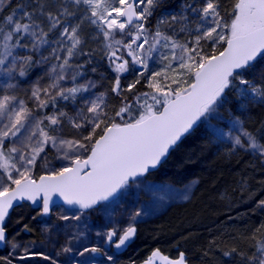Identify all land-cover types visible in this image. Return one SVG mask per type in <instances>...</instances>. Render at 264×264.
Wrapping results in <instances>:
<instances>
[{
	"label": "snow or ice",
	"instance_id": "snow-or-ice-1",
	"mask_svg": "<svg viewBox=\"0 0 264 264\" xmlns=\"http://www.w3.org/2000/svg\"><path fill=\"white\" fill-rule=\"evenodd\" d=\"M3 2L0 0V4ZM157 3L158 0H23L17 5L20 10L18 18L8 15L0 23V72L9 79L13 78L14 72L24 76L32 64L48 60L43 55L40 60H34L33 52H40L44 45H56L51 48L50 55L62 62L52 66L54 75L51 83L46 87L37 85L31 93L36 107L40 109L50 104L55 107L58 98L76 101L77 94L82 96L93 86L90 82L76 83V77L81 74L77 69L82 65L73 66L70 61L80 53L83 41L80 24H70L69 18H78L81 22L87 19L96 26L98 34L107 42V48L111 49L108 56L110 62L115 63L117 73L126 72L129 61L117 55L116 46L126 49L132 63L142 65L145 70L148 68L147 59L158 50V46L172 49L170 56L161 55V59L167 62L165 67L151 73L148 86L153 91L142 94L145 102L140 105L138 117L132 118L131 122L115 123L112 122L114 117L108 118L104 112L106 104L102 96L86 100V110L78 111L75 118H69L77 129L86 125L91 127L88 135L77 140L59 138L61 121L67 113L56 109L53 114L37 120L24 100L9 94L14 87L12 84H6L0 90V170L3 173L0 176V241L6 239L5 218L14 201L30 200L36 204L41 198V212L48 214L53 194L63 197L69 205L78 204L82 209L114 196L129 178L142 176L150 168H155L169 149L177 145L202 118L223 119L218 114H212L217 113L218 105L225 102L226 89L236 88L239 96L246 101L259 98L264 102V71L260 73L259 81L244 78L258 57H264V0H236L230 23L224 22L220 15L219 0H202L199 7L189 4L188 9L197 13L192 47H189L188 41L178 43L159 29L150 36L145 35V23ZM81 5L86 6L82 9L83 16L77 17V12L69 10L70 7L80 9ZM187 19L184 15L170 18L173 23ZM45 22L47 30L43 26ZM117 34L121 39H116ZM125 37L128 38L127 43L124 42ZM142 37V42L138 43ZM202 41L212 42L210 52L203 51ZM221 42L226 47L218 50L216 46ZM24 49H31V52L21 54L19 50ZM60 52L64 53L63 57ZM172 61L179 62L178 70L172 67ZM169 71L175 73L171 83H161L160 77L165 82L169 80ZM185 77L191 79V83ZM65 80L72 81V85L63 86L61 82ZM139 82L137 79L129 84L128 90L131 91ZM235 82L244 87H237ZM113 91L117 94L121 91L119 75ZM149 99L152 103L147 102ZM139 100L140 97L137 98L138 105ZM157 105L160 107L157 108ZM131 110L126 104L115 116L123 118V114ZM97 129H101L102 133L98 138ZM18 134H22L19 140L21 147H5V141L18 138ZM213 134L219 138L227 136L233 147L247 146L264 154V144L258 143L257 137L247 131L238 118L233 121L228 133L216 128ZM49 143L53 147L66 146L67 149H79L90 154L86 158L76 155L71 159L65 152L63 158L70 159V163L58 171L41 175L36 182L29 173ZM260 203L264 205V200ZM61 219L67 220L68 217ZM136 231V227L129 224L119 234L115 229L108 231L107 240L111 242L115 237V246L120 248L131 242ZM63 251L71 252L72 248L65 247ZM89 252L100 253L102 249L84 248L78 255ZM257 252L259 256L254 253L248 257L249 261L251 264H264V242L260 243ZM157 258L163 264H186L184 253L181 252L173 260L162 255L159 249L152 252L146 264H152ZM108 260L111 261L112 257L108 256Z\"/></svg>",
	"mask_w": 264,
	"mask_h": 264
},
{
	"label": "trees",
	"instance_id": "trees-1",
	"mask_svg": "<svg viewBox=\"0 0 264 264\" xmlns=\"http://www.w3.org/2000/svg\"><path fill=\"white\" fill-rule=\"evenodd\" d=\"M21 1L23 2L13 0L0 11V23L8 15H13ZM219 2L221 17L224 22L230 23L236 0ZM201 3L202 0H158L146 24L155 29L160 19L170 20L173 15L178 18L184 15L188 18L187 21H178V28L174 29L177 30L176 35L181 36L184 42L188 41L191 46L196 34L197 13H192L187 6L195 4L199 7ZM211 46V41L201 42L205 53L211 51ZM223 46L224 43L221 42L216 47L221 50ZM160 50L148 70L149 73L153 70L161 71L165 67L161 55L170 56L171 48ZM109 72L114 73L113 69ZM110 80L108 83L112 86L114 83ZM188 83H191V79H188ZM145 88L143 79L127 95L117 94L112 89L106 108L107 117H114L112 122L115 123L131 122L132 118L138 117L140 108L137 102H132V110L128 115L123 114V118L116 117L115 113L124 107L125 101ZM79 99L80 97L77 98ZM135 100L137 99L134 98L133 101ZM237 100L235 90L226 89V100L220 105L225 117H230L229 111H238L240 104ZM71 101L58 98L55 107L51 104L43 109L32 107L47 116ZM202 119L197 128L171 152L168 159L157 170L145 176L153 180L170 181L178 186L193 181L195 187L191 198L173 204L167 211L153 218L139 222L135 239L127 249L114 256V264H146L151 252L156 249L173 257L184 252L187 254V264H251L248 257L254 253L259 256L257 248L264 242V205L260 203L264 200V159L248 151L233 149L230 144H217ZM243 121L246 130L263 141L264 102L259 100L246 105ZM107 122L108 120L105 121ZM103 126L102 124L101 128ZM96 131L98 138L102 134L101 129ZM25 207L30 210L24 220L27 228L24 226L21 233L27 240L41 241L42 219L52 216L58 207L50 215L44 216L36 206L26 203L20 205L6 220L9 236L11 221L24 215ZM86 213L93 219L99 217L97 209ZM232 249L236 251L233 252ZM7 254L8 240L0 246V264H10L6 262Z\"/></svg>",
	"mask_w": 264,
	"mask_h": 264
},
{
	"label": "rangeland",
	"instance_id": "rangeland-1",
	"mask_svg": "<svg viewBox=\"0 0 264 264\" xmlns=\"http://www.w3.org/2000/svg\"><path fill=\"white\" fill-rule=\"evenodd\" d=\"M12 1L13 0H4V2L0 4V11ZM85 7L86 6L83 5L80 6V9L70 7L69 10L77 12V17H80L84 15L82 9ZM19 11L20 10L17 9L13 13V16L18 18ZM161 20L164 21L163 24L160 23ZM69 22L72 25L77 23L80 24V35L83 41L80 46V53L71 58L70 61L73 66L82 65V68L77 69L81 74L76 77V83L81 84L90 82L91 85H93L89 88V91L82 96L81 94H79V96L77 95L80 97L79 100L67 102V104L58 108L60 111L67 113V116L61 121L59 138L65 140H77L88 135L91 131V127L90 125H86L84 128L77 129L69 122V118H75L78 111L86 110V100H93L101 96L106 104V107L104 108V112L106 113V108L108 106L107 103L118 75L120 77L121 88L119 93L126 95L129 93V84H133L137 79H139V81L145 79L146 88L140 92H136L137 95L135 97L124 103V106L126 104L130 106L132 102H137V100L133 101L134 98L137 99L140 97L142 101L139 100V108L140 105H143L145 101L141 98L142 94L152 93L153 91L148 86L149 78L152 73H149L148 70L156 56L160 54V49L163 47L158 46V50L154 51L152 56L147 59L148 68L145 70L142 65L132 63L131 56L128 55L126 49L116 46L118 49L117 55L122 56L123 59L129 61L128 70L123 73H117L115 71V63H111L109 60L108 53L111 49L107 48V42L102 35L98 34L96 26L91 25L87 19H84L81 22L78 18H69ZM43 26L45 27V30H47V22H45ZM151 27L152 25L150 26L145 23V28L147 29L145 35L150 36L151 33H154L159 29L165 35L171 36L176 42L181 44L185 43L181 36L176 35L177 30L174 29V27L178 28L177 23H172L170 20L163 18L157 22L155 29ZM116 39H121V36L117 34ZM142 40L143 37L138 43L142 42ZM124 42H128L127 37L124 38ZM192 46L193 45L189 47ZM52 47H56V45H44L41 47L40 52L32 53L34 60H40L41 55L48 57V60L43 63L32 64L27 68L24 76H20L18 72H14L13 78L9 79L3 74V72H0V90H3L6 84H12L14 87L9 90V94L15 95L18 99L24 100L27 106L32 109L37 120L43 119L46 115L40 113V111L33 110L32 106H36V101L31 97L32 90L37 85L41 87L48 86L54 75L51 71L52 66L62 62L61 60L54 59L50 55ZM145 47L147 48L148 46L145 45ZM165 49H170V47L164 48V50ZM19 51L21 54H28L31 52V49ZM176 51L179 54V49ZM59 55L63 57L64 53L60 52ZM9 60H11V57H9ZM118 62L120 61H117V63ZM165 62H163V66L166 65L167 62ZM178 63V61H172V67L178 70ZM110 69H113L114 73L109 72ZM154 71L158 70H153V72ZM262 71H264V57H258L254 67L245 74L244 78L259 81L260 73ZM168 75V81L165 82L163 77H160V82L170 84L171 77L175 75V73L169 71ZM110 79H112V82L114 83L112 86H109L108 83L111 81ZM185 79H187V77H185ZM61 83L65 87H70L72 85V81L70 80H65ZM235 83L237 84V87H244L238 85V82ZM172 87L175 88V85H172ZM231 89L235 90L237 94V102L240 104L239 109H237L238 111H229L230 117L227 118L223 115L221 106L218 105L217 113H213L212 115L216 116L218 114V116L223 119L213 118L207 120L203 118L202 122L207 129L210 130L217 144H230L233 149L248 151L254 155H260L264 159V154H261L258 150L248 148L247 146L244 148L238 146L233 147L231 140L227 136L219 138L217 135L213 134V130L216 128L222 129L223 132L228 133L236 118H238L244 126L243 116L245 114L246 105L250 102H258L260 100L257 98L246 101L239 96L236 88ZM147 102L152 103L150 99ZM156 107L159 108L160 106L157 105ZM53 112L51 114H53ZM86 115L89 117L91 116V114ZM124 115H128V113ZM77 122L82 123L83 121L77 120ZM46 123L47 121H45V124ZM22 134H18V138L6 140L5 147H21L19 140L22 139ZM234 134L239 133L234 132ZM262 137L264 141V134ZM242 139L244 138L242 137ZM257 141L260 144H264L259 138H257ZM65 152L68 153L71 159H74L76 155L81 156V158H84L87 155L83 150H71L67 149L66 146L59 145L53 147L49 143L48 145H45V151L37 158L36 165L31 168L29 175L31 177H36L42 173H50L52 170L58 171L61 167L68 165L70 159L65 160L63 158ZM45 163H47V166H45ZM2 175V170H0V176ZM194 187L195 182L193 181L183 186H178L170 181L153 180L147 177L134 178L122 188L119 197L111 202L102 204L97 209V214L99 216L97 219H93L86 212L68 210L59 206L52 216L42 219L41 241L27 240L21 233L25 226V216L30 210L28 207H25L23 211L24 215L17 217L15 221H11L10 223L11 235L8 238V254L6 256V262L10 264H85V262H87V264H114V256L106 249L111 245L107 240L108 231L115 229L119 234L123 229H126L129 224H138L143 220L153 218L154 216L167 211L175 203L189 200L192 196ZM37 210L41 213V207L37 206ZM137 212L140 213L139 216L135 215ZM63 216H67L68 219H61ZM76 217L79 219H76ZM65 247L72 248V251L64 252L63 249ZM92 247H99L102 249V252L97 253L96 256H93V253L90 252L85 253L83 256L78 255V253L83 252L84 248ZM108 256L112 257L111 261L108 260ZM45 257H49V259H45Z\"/></svg>",
	"mask_w": 264,
	"mask_h": 264
},
{
	"label": "water",
	"instance_id": "water-1",
	"mask_svg": "<svg viewBox=\"0 0 264 264\" xmlns=\"http://www.w3.org/2000/svg\"><path fill=\"white\" fill-rule=\"evenodd\" d=\"M224 47H226V44H224V46L222 47L221 50H223ZM200 122H201V121L197 122V124L194 125L193 129H191V130L189 131V133L184 134V136L181 138V140L178 141L177 145H175L174 147H172V148L169 149V152H168V154L166 155V157L161 158L160 163L157 164L155 168H150L149 171H148L147 173L143 174L142 176L135 177V178L143 177V176H145V175H147V174H149V173H151V172L157 170V169H158V168H159V167H160V166H161V165H162V164L168 159V157L170 156L171 152H172V151H173V150H174V149H175V148H176V147L182 142V140H183L187 135H189L190 133H192V132L197 128V126L200 124ZM89 154H90V152L88 153V155H89ZM85 158H86V157H85ZM46 174H49V173H42L41 175H46ZM41 175H39L37 178H32V177H31V178H32L33 180H35L36 182H39V177H40ZM131 179H134V178H129V180H131ZM121 189H122V188H121ZM121 189H119V190L117 191V193L114 194V196L109 197L108 200H105V201H98L96 204L92 205L91 207H89V208H83V209L80 208V206H79L78 204L69 205V204H67V203L64 201L63 197H60L58 194H53V196H52V203H50V212H49V213H51V211L53 210V208H54L55 206H63V207H65L66 209H69V210L89 211V210H91V209H94V208L99 207V206H100L101 204H103V203L110 202V201L114 200L115 198H117V197L119 196L120 192H121ZM38 200H39V202L36 203V204H33L32 201H30V200L14 201V202H13V207L9 209V214H8V216L11 214V212H12L14 209H16L17 207H19V206H20L21 204H23V203H29V204H31V205H41V206H42V199H41V198H38ZM49 213H48V214H49ZM44 215H47V214H44ZM8 216H7V217H8ZM7 217L5 218V224H6V219H7ZM135 227H136V226H135ZM136 230H137V227H136ZM136 234H137V231H136ZM136 234H135V236H136ZM135 236L132 238V240H131L130 243H126L124 246H121L120 248H117V247L115 246V250H116L117 252H123V251H124L125 249H127L128 246L132 243V241L134 240ZM8 237H9V233H8V231H7V229H6V239H5V241H0V246L5 244V242H6V240L8 239ZM115 245H116V244H115ZM156 250H157V249H156ZM153 251H155V250H153ZM153 251H152V252H153ZM159 251H160V250H159ZM152 252H151V254H152ZM160 253H161L162 255H164V256L169 257V259H173V260L179 257V256L173 257V256L166 255V254H164L162 251H160ZM183 253H184V252H183ZM151 254H150V257H151ZM184 257H185V262H186V264H187V254H186V253H184ZM152 264H163V262L160 261V260L157 258V259H154V260H153Z\"/></svg>",
	"mask_w": 264,
	"mask_h": 264
},
{
	"label": "flooded vegetation",
	"instance_id": "flooded-vegetation-1",
	"mask_svg": "<svg viewBox=\"0 0 264 264\" xmlns=\"http://www.w3.org/2000/svg\"><path fill=\"white\" fill-rule=\"evenodd\" d=\"M116 242H117L116 238L114 237L113 240L111 242H109V243H111V245L106 248L109 251V253L112 254L113 256H116L119 254L115 250V243ZM96 255H97V253H93V256H96Z\"/></svg>",
	"mask_w": 264,
	"mask_h": 264
},
{
	"label": "bare ground",
	"instance_id": "bare-ground-1",
	"mask_svg": "<svg viewBox=\"0 0 264 264\" xmlns=\"http://www.w3.org/2000/svg\"><path fill=\"white\" fill-rule=\"evenodd\" d=\"M175 23H177V25H179V22H175Z\"/></svg>",
	"mask_w": 264,
	"mask_h": 264
}]
</instances>
